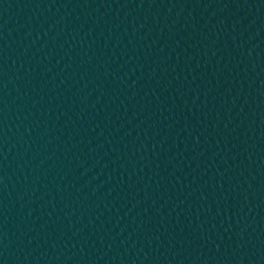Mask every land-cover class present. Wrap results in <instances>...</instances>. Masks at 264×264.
Instances as JSON below:
<instances>
[{
  "label": "water",
  "instance_id": "1",
  "mask_svg": "<svg viewBox=\"0 0 264 264\" xmlns=\"http://www.w3.org/2000/svg\"><path fill=\"white\" fill-rule=\"evenodd\" d=\"M0 264H264V0H0Z\"/></svg>",
  "mask_w": 264,
  "mask_h": 264
}]
</instances>
